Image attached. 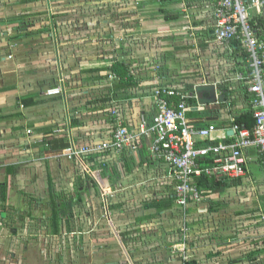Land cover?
I'll list each match as a JSON object with an SVG mask.
<instances>
[{
	"label": "crops",
	"instance_id": "1",
	"mask_svg": "<svg viewBox=\"0 0 264 264\" xmlns=\"http://www.w3.org/2000/svg\"><path fill=\"white\" fill-rule=\"evenodd\" d=\"M52 1L0 0V200L3 201L0 205V226L1 222L12 218L16 209H23L30 222L37 217L35 212L45 214L43 218L51 222V186L59 198L57 203L62 197L67 201L73 200L74 217V213L78 212L74 210L75 206L97 203L100 196H97L96 191L100 186L108 188L119 182L125 186V220L121 223L115 220L114 223L116 229L125 226V230L119 229L117 232L122 235V239L125 237V246L132 244V249L136 250V243L139 242L136 238L155 237L151 233L146 234L150 229L148 226L153 225L154 221L159 227L168 222L169 225L165 226L168 228L164 230L169 235L176 227V217L172 212L178 208L174 201L168 209L148 207L154 202L163 205L171 201L174 189L168 167L151 158L149 140H139L140 150L135 153L125 149L120 155L92 153L72 160L63 155L67 149H62V145L68 143L69 147L80 151L109 141L117 129L113 116L115 109L120 111L125 127L136 135L141 118L145 117L151 122L156 114L154 90L165 85L196 93L198 101H191L190 105L195 106L194 109L199 106L200 110L188 114L196 127L215 124L216 121H211L215 117L212 113H217L214 111L217 107L213 105L216 91L213 84L223 81L225 74H233L232 71H237L244 63L237 59V66L232 64L225 56L228 52L223 44L215 41L211 29L214 18L210 0H179L180 3L168 5V10L185 14L175 21H167L160 15L159 4L141 6V2L149 0H125V25L108 18L107 12L113 8L112 0H103L97 7L95 5L98 2L94 1ZM74 9L81 10L79 18L67 20L60 17L62 12L71 13ZM83 10L87 14L82 13ZM23 14L29 17L16 21ZM51 15H55L57 20L52 19L55 29L49 36L46 31L48 27L44 26L51 25ZM123 36L125 49L120 45ZM115 61L125 62L129 71L126 80L130 84L122 86L119 85V79H109V69ZM205 87L213 90L211 102L206 101L207 93L202 95L199 90ZM55 89H59L60 93L50 95L49 91ZM232 94L237 113L243 114L249 96L237 89L232 90ZM218 115L216 124L219 129H223L228 124L224 115ZM215 136L223 137V132ZM258 154V150H247L246 176L230 179L238 183L219 195L203 197L201 202L215 203L217 207H225L230 203L245 209L242 201L257 199L254 202L257 204L251 203L264 208V197L259 198V193L264 192V168ZM249 164L254 166V173L249 169ZM115 168L117 175L114 174ZM247 187L250 188L247 194L249 198L243 200ZM3 196L6 200H3ZM38 200L44 204V209L40 211L34 208ZM111 211L115 213L114 209ZM2 212L6 213L5 218L1 216ZM199 212L197 209L192 210L195 214ZM207 212V216L215 215L218 210L209 206ZM256 215L258 223L264 228V216L260 213ZM236 216L239 219L248 217L247 212H239ZM85 222L91 226L83 222L84 225L80 224L78 230L86 234L94 229L95 221L89 219ZM249 222L252 223V220ZM69 223L63 218L59 222L58 233L50 223L51 235L60 237L67 232H74ZM62 225L65 226V232ZM95 231L106 247L111 241L113 253H110L113 257L118 238H112V232H98V228ZM11 232L15 236L18 234L16 229ZM40 233L41 236L47 234L45 229ZM260 237L250 238V242H255L248 241L249 253H264V236ZM40 240L42 242L35 247L31 244L24 246L25 255L21 258L12 252L8 261L1 260L7 264H18L20 259L21 264L22 260H25V264H57L53 255L49 256L44 251L50 249L51 240L46 237ZM218 242L208 248L221 251L224 245ZM206 248L197 247L195 251L198 255L200 250L204 253ZM35 249L42 251L37 259H34ZM193 250L191 253L194 255ZM96 256L102 259L104 253ZM133 256L134 264H155L154 259L142 252L136 251ZM159 257L157 261L165 264L163 255L159 254ZM230 263L238 262L234 260Z\"/></svg>",
	"mask_w": 264,
	"mask_h": 264
},
{
	"label": "built area",
	"instance_id": "2",
	"mask_svg": "<svg viewBox=\"0 0 264 264\" xmlns=\"http://www.w3.org/2000/svg\"><path fill=\"white\" fill-rule=\"evenodd\" d=\"M210 2L214 18L211 29L215 41L223 44L228 52L225 56L236 65L234 44L248 56L245 65L238 67L240 70L225 74L223 81L213 84L216 88L213 105L219 108L218 114L225 116L228 126L219 129L216 124L210 123L203 128L196 127L188 117L190 112L200 110L199 106L194 109L195 106L190 105V101H198L196 93L165 85L154 90L156 114L151 122L141 118L136 135L125 127L120 111L115 109L113 116L117 129L109 141L80 151L69 147L64 156L72 160L92 153L120 155L125 149L135 153L139 150V140L146 138L151 158L168 167L174 183V203L183 211L192 203L203 200L197 183L202 176L245 177L248 172L247 150H258L264 168V28L257 20L260 17L264 19V0ZM109 79L116 80L118 77L110 74ZM238 85L240 87L235 88ZM234 89L249 96L247 108L242 113H252L256 122L253 129L243 128L236 122L240 113H237L233 103ZM59 93V89L49 91L50 95ZM224 95H227L226 100L222 99ZM176 97H179L178 103L173 101ZM222 105L224 107H220ZM218 132H223V137L216 138Z\"/></svg>",
	"mask_w": 264,
	"mask_h": 264
},
{
	"label": "rangeland",
	"instance_id": "3",
	"mask_svg": "<svg viewBox=\"0 0 264 264\" xmlns=\"http://www.w3.org/2000/svg\"><path fill=\"white\" fill-rule=\"evenodd\" d=\"M55 1L57 0L52 2ZM80 1H92V3L93 1L98 2V5H95V7H97L100 6L99 4L103 0ZM112 3L113 8H109L107 12V14H109L108 18L112 21H117L119 24L125 25V9L123 10V8H125L123 7V5H125V0H112ZM102 8L104 10V6H102ZM80 11V9H74L70 11L71 13L62 12L63 15L60 17L67 20L79 18ZM82 13L87 14V12H84V10ZM52 19L55 21L57 20L55 15H51L49 19L51 25L44 26L48 27V29L43 28L46 29L48 32L47 35L49 36L54 32L55 29ZM120 45L125 49L124 36L123 43ZM253 167L254 166L252 164H249V169L252 171V173H254ZM249 189L250 188L248 187L245 189V193H243L245 196L242 198L243 200L249 198V196H247V194L250 193ZM116 193H119V196ZM96 194L97 196H100L96 200L97 203H94L93 205L90 203H83L80 206L74 207V210L78 212L74 213V217L71 218L69 223L70 229L74 230V232H67L66 230L67 233L60 237H54L51 235V222L49 219L43 218V216H46L45 214H39L40 212H35L34 214H36L37 217L32 218L31 220L33 222H30V219L24 214L25 212H23V209L18 211L16 209L12 213V218H8L4 223L1 222L0 247L2 246V255L0 254V264H7L3 261H8L12 252H15L18 258H21V256L25 255L23 252V247L28 246V244H31L35 247L36 244L42 242L40 240L42 237H46L47 240H51L49 244L50 249L44 251H47L46 253H48L49 256L53 255L54 260L58 262L57 264H125V258L127 260V264H134L133 255H135L136 251L137 253L142 252L145 254V256L154 259L155 264H160V261H157V258H160L159 254L163 255V262H165V264H174V262H176V264H231L230 262L234 260L238 262L237 264H254L249 262L247 258L250 254L248 252L250 250L248 241L250 242V238L257 239L261 238L260 236H264V228H262L260 223H258V218L256 215L257 213H260L262 214L261 216H264V211L261 212V210L264 208L262 204H260L262 206L260 207L259 205L257 206L251 203L252 201L253 203L257 202V199H249L247 200L248 202L245 200L242 201L245 204V209L230 203H227L229 206L226 205L225 207L221 205L220 207L215 208L218 210L217 214H210L208 216L206 215L208 213L207 210L209 206L211 208L212 203H204L203 201L200 203L198 202L196 204H191L184 211L176 209L175 212H172V214L176 217V227L173 228L174 231L170 235L165 233L166 231L164 230L168 228L165 227L166 225H169L168 222H166L165 226L159 227L157 222L154 221L152 223L153 225L148 226L150 229L147 231L144 229V231L147 232H145L146 234L151 233V235L155 237L145 239L140 236L139 238H136V241L139 240V242L136 243L138 244L137 249L133 250V245L129 244L131 249H129L128 246H125V237L122 239V235L117 232L119 229L125 230V226L123 228L119 227V229H116L117 225L114 223L115 220H119L118 223H121L122 220H125V186H121L119 182H116L115 185H111V187L108 188L100 186L98 191H96ZM259 195V198L262 199L261 196L264 197V192L259 193ZM145 198H147V196ZM34 208L40 211L41 209H44V204L41 202L39 203L38 200L36 203H34ZM112 209L115 210V213L111 211ZM193 209H197L200 212L196 214L192 213ZM239 212L243 214L244 212H247L248 217L242 216V219H239V217L236 216V214ZM210 217L213 218L210 219ZM89 219L95 221L93 226L94 229L92 231H88L86 234L83 231L78 230L84 225L83 222L85 225L91 226V224H87L85 222V220L89 221ZM249 220H252V223L249 222ZM27 225H29V227ZM40 227L45 229L47 236H41L40 232L44 231V229ZM2 228L7 230H2ZM62 228L65 232L64 225H62ZM96 228L99 229L98 232H100V230H104L105 233L112 232L110 236H112V238H118L113 257L111 256V253H113L111 251V241L110 244L108 243L109 247L103 245L100 242L99 234L95 231ZM14 229H16L18 233L16 236L12 234L13 232H11V230ZM156 231L157 233L154 235ZM2 233L7 234L3 235ZM249 233H252V235ZM170 238L172 241H170ZM27 240L29 241L28 243H26ZM131 241L133 240L131 239ZM218 241L224 245L221 246V251H217L216 248L211 249L213 247L208 248V246L213 243L219 244ZM254 242L255 240L250 243ZM197 247L207 248L206 251H203L204 253H201L202 251L200 250L197 255L195 251ZM140 248H142L141 251ZM192 249H194V255L191 253ZM21 252L23 254H20ZM41 252V250L35 249L34 259L39 258ZM101 252L104 253V257L102 259L96 256ZM238 252H240L238 255L239 257L236 255ZM262 255H264V253H262ZM215 257L218 258L215 259ZM1 259H3V261ZM20 261L18 264H21ZM24 261L25 260H22V264H25Z\"/></svg>",
	"mask_w": 264,
	"mask_h": 264
},
{
	"label": "trees",
	"instance_id": "4",
	"mask_svg": "<svg viewBox=\"0 0 264 264\" xmlns=\"http://www.w3.org/2000/svg\"><path fill=\"white\" fill-rule=\"evenodd\" d=\"M31 1V0H29ZM180 3L179 0H149V1H144L141 2V6L142 5H147V4H159L161 9H160V15L167 21H175V20H179L182 17H184V13L177 11V10H168L167 7L168 5H173V4H177ZM28 14H23L22 16H20L19 18L16 19V21H22L25 20L26 18H28ZM257 20H259V24L262 28H264V19L263 18H257ZM237 45H233V47H235L234 49V58L235 59H241L242 62L244 63L243 65H245L248 56L246 55V53L239 51V48L236 47ZM240 66L242 64H239ZM160 69H164L163 67ZM244 72L245 70L242 69ZM109 71L111 72V74H114L115 76L118 77L119 79V85L122 84V86H125L126 84H130L129 80L127 81L126 79L128 78L129 75V71H128V67L126 66L124 61H115L114 64L110 67ZM202 95H207L206 97V101L211 102L213 100V90L211 87H205V88H201L199 89ZM246 93V92H244ZM224 100L227 99V95H224L223 98ZM223 100V101H224ZM173 101L178 103L179 102V97L173 98ZM190 103L192 104V102L190 101ZM220 107H224V105L220 106ZM214 109H212L213 111ZM218 110L219 108H217L216 110H214L215 113H212V115H215V117L213 116V119L211 121H216L215 124L218 121ZM236 122L239 123L243 128H248V129H253L255 126V120L253 118L252 113L247 112V113H243L240 114L238 116H236ZM218 126V124H216ZM53 148V147H52ZM69 148V144H63L62 145V149H68ZM140 150V149H139ZM61 154V153H60ZM58 154V155H60ZM123 158V156H122ZM123 162H125V158L123 159ZM207 163L209 164L210 161L207 160ZM105 171V170H104ZM114 174L117 175V170L115 168L114 170ZM230 180V179H228ZM197 183H198V187L200 189L201 192V196L202 197H210V196H216L221 194V192H223L224 190H226L227 188L233 186V184H237L238 182H236L235 180H230L227 181L226 178L223 177H211L209 178L208 176L204 175L201 178L197 179ZM50 192H51V199H52V206H51V223L52 226H54V228L56 229L55 232L58 233V229H59V222L65 218L66 222L68 224V222L70 221V219L73 217V212H72V206H73V200L67 201L64 197L61 198V201L59 203H57V201L59 200L58 196L54 193V188L53 186H51L50 188ZM175 192L173 189L172 195H171V201H169L166 204H160L158 202H154L153 204H150L148 207H157L158 209H168V207H170L173 203V201L175 202V196H174ZM4 197V196H3ZM3 200H6V197L3 198ZM81 204V202L79 203ZM211 208L217 207L218 205L213 203L211 205ZM217 210V209H215ZM264 243V241H262ZM259 242V243H262ZM262 251H258L257 253H250L248 255V261L249 262H253L254 264H264V256L262 255Z\"/></svg>",
	"mask_w": 264,
	"mask_h": 264
},
{
	"label": "water",
	"instance_id": "5",
	"mask_svg": "<svg viewBox=\"0 0 264 264\" xmlns=\"http://www.w3.org/2000/svg\"><path fill=\"white\" fill-rule=\"evenodd\" d=\"M1 216H2L3 218H5V217H6V213L3 212V213L1 214Z\"/></svg>",
	"mask_w": 264,
	"mask_h": 264
},
{
	"label": "flooded vegetation",
	"instance_id": "6",
	"mask_svg": "<svg viewBox=\"0 0 264 264\" xmlns=\"http://www.w3.org/2000/svg\"><path fill=\"white\" fill-rule=\"evenodd\" d=\"M2 203H3V201L0 200V205H2ZM2 213H3V212H2ZM2 213H1V214H2Z\"/></svg>",
	"mask_w": 264,
	"mask_h": 264
}]
</instances>
